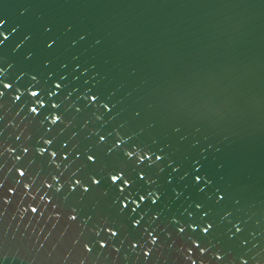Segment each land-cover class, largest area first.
<instances>
[{
	"label": "water",
	"instance_id": "1",
	"mask_svg": "<svg viewBox=\"0 0 264 264\" xmlns=\"http://www.w3.org/2000/svg\"><path fill=\"white\" fill-rule=\"evenodd\" d=\"M0 19V82L13 85L0 97V264H264V0H0ZM44 58L53 61L47 71L69 73L64 96L45 97L67 110V128L50 129L48 105L30 111L31 77L22 73L45 70ZM87 88L104 97L100 104L108 100L101 121L92 116L99 104L79 96ZM97 130L113 132L108 146L119 133L131 137L129 150L197 159L212 184L184 192L204 202L210 233L169 225L173 214L187 218V202L170 199L166 161L161 215L149 228L156 244L143 230L125 227L114 238L103 231L111 201L69 184L73 173L89 174L83 153ZM114 155L110 166L124 162Z\"/></svg>",
	"mask_w": 264,
	"mask_h": 264
},
{
	"label": "snow or ice",
	"instance_id": "2",
	"mask_svg": "<svg viewBox=\"0 0 264 264\" xmlns=\"http://www.w3.org/2000/svg\"><path fill=\"white\" fill-rule=\"evenodd\" d=\"M5 20L0 19V27H3ZM15 31V29H13ZM48 31V29H45ZM0 37L4 40L7 36L0 31ZM25 40L29 37L25 36ZM81 40L84 39L83 36L80 37ZM3 40H0L2 43ZM73 44L76 41H72ZM56 45V41L53 39L48 40L44 47L51 51ZM20 45H17L19 48ZM76 60V57L72 58ZM53 63L51 59L44 58L42 61L43 69L42 71H37L35 74L32 73H22L24 76H30L31 79L27 81L29 87L26 91L29 93L30 99L29 104L33 105L30 108L32 113L41 114L45 110V105L49 106L48 115L52 117V122L50 124V129L53 127L67 128L68 125L65 124V113L67 110L62 109V105L57 102H53L52 99H45V97H61L64 96V92L69 87L67 83L69 73L66 71H47L48 67ZM67 65L61 63L59 65L60 70L67 69ZM81 67L80 64H76L75 68L72 69L73 72L77 71ZM87 68L84 72H87ZM83 75V73H81ZM40 77V79H37ZM77 79L75 75L71 76V79ZM19 80L20 77H17ZM24 81L20 86H23ZM84 85L88 84V80L83 81ZM2 85V90H0V97L5 95L4 90H8L13 87L9 83L0 82ZM39 89V91L35 90ZM77 91L76 88L72 89V92ZM72 93L69 92L68 95ZM83 100L90 101L91 106L95 107L99 104L96 112L92 113V116L96 121H101L109 112L108 100L100 104L99 102L104 99L103 96H98L97 92H93L92 88H87V91H83L80 95ZM21 96L16 95L15 100H20ZM51 109L57 110L56 112L51 111ZM103 110V111H101ZM75 111L79 113L81 108H76ZM99 113V114H97ZM48 117H45L47 120ZM103 128V124H101ZM93 136L98 137L93 149L88 152L83 153L85 157V167L88 170L87 177L77 176L73 173V176L69 177V184L71 185L72 192H79L83 197L84 194L90 191L97 192L102 196L107 197L111 202L108 205L112 209V215L108 220L101 226L103 231L110 232L111 238L117 237L118 233L122 228L127 227L130 231L140 232L143 230L147 233V236L151 238L152 244H156L157 237L153 235L155 230L149 231L152 225L160 217V211H157L161 201L165 197V192L162 191L161 186L158 184L160 180V173L164 172V167H161V163L166 161V167L170 169L165 179V183L170 187L169 197L173 201H179L181 198L187 202V207L185 208V213H187V218L184 214H173L169 218V225L175 229L179 234L185 232L186 228H191L193 232L196 231L192 228L193 224H198L199 230L202 234L210 233L211 229L214 227V223L206 218L209 212L205 210V204L201 200L192 199L191 196H185L184 189L191 188L196 193L203 194L205 189L208 188L212 181L210 179H205V173L201 171L202 164L197 159H190L185 162H180L172 158V156L165 152L163 148L153 151L151 148H144L139 152L129 150L126 145V140H131V137L126 139H121L119 133H115L114 141L109 144V138L113 137V132H108L107 134L102 133L100 130L92 133ZM49 143L51 141H48ZM155 143V141H153ZM106 148V151H105ZM128 149V151H125ZM117 150L122 153L123 161L117 165L110 166L108 161L110 159H119L120 157L114 155ZM28 149L25 148V152ZM91 153V154H90ZM55 155V153H54ZM72 158V154L65 157V162ZM19 159V157L17 158ZM78 159V157H77ZM21 176L24 175L23 172L20 173ZM172 185H176L172 187ZM181 185L183 186L181 188ZM203 185V186H202ZM217 199V202L224 199L221 194L220 189H216L212 193ZM211 199V197H208ZM33 212L36 211L35 208L32 209ZM202 214V215H201ZM77 216L73 215L71 219L73 221L77 220ZM91 219V217H89ZM151 221L150 224L148 222ZM207 224L204 227V224ZM148 224V227L144 225ZM156 227L160 231H164L160 228L159 224ZM241 228L236 227V232H240ZM100 237V233H96ZM207 238L206 236L204 237ZM108 242L107 238L99 239L96 243L99 244L101 248L105 247ZM129 243H132L130 240ZM140 240H136V243H132V247L135 248ZM88 248V245H85ZM141 247H143L141 245ZM195 248H199L200 252H205V248L201 247L199 243L195 244ZM90 250V249H89ZM145 256L149 255L146 251ZM216 259H221L217 256ZM195 264V262H193Z\"/></svg>",
	"mask_w": 264,
	"mask_h": 264
}]
</instances>
